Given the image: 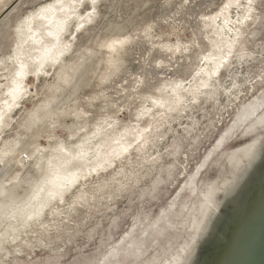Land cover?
Listing matches in <instances>:
<instances>
[{"label":"rangeland","instance_id":"374dc122","mask_svg":"<svg viewBox=\"0 0 264 264\" xmlns=\"http://www.w3.org/2000/svg\"><path fill=\"white\" fill-rule=\"evenodd\" d=\"M50 1L0 0V106L16 74V29ZM97 1L96 10L82 7L91 18L68 42L62 67L32 69L28 93L0 122L1 202L26 204L57 149L105 127L126 133L151 124L149 144L89 175L39 218L5 219L0 264H159L183 244L200 192L251 123L234 128L236 118L264 98V0H255L244 58L197 101L188 96L169 117L156 113V123L143 112L168 86L194 82L212 51L206 17L228 0Z\"/></svg>","mask_w":264,"mask_h":264},{"label":"bare ground","instance_id":"6f19581e","mask_svg":"<svg viewBox=\"0 0 264 264\" xmlns=\"http://www.w3.org/2000/svg\"><path fill=\"white\" fill-rule=\"evenodd\" d=\"M224 4L218 12L206 17L213 35L210 40L212 51H209L210 55H204L203 67L195 76L194 82L190 81L189 84L185 81L176 82L167 87L170 91L165 98L163 96L160 97L163 99H152L153 106L142 114L145 118L149 117L150 122L151 120L158 122L156 113L161 114L160 117H169L180 108H184L188 96L197 101L214 86L216 77L223 69L229 68L233 59L242 56L244 58L245 48L242 39L248 23L254 19L255 0H251V4L249 0H228ZM85 5L93 6L96 10L98 1L93 4V0H52L35 9L18 26L16 33L19 41L13 60L16 74L8 87L4 103L0 106L1 123L4 124L7 114L28 93L29 82L26 79L31 75L32 69L37 74L46 72L47 68L51 70L57 64L62 67L61 62L69 46L68 42L91 18L89 15L91 9L87 11L88 15L81 11ZM234 13L237 14L236 17ZM115 42L109 45L110 49H115ZM153 108L157 109V112H152ZM263 113L264 98H258L245 106L239 116L237 115L234 128L243 121H254ZM150 126L151 124L148 127H132L131 132L126 133L115 131L109 133V130L105 131L107 129L105 127L99 130L98 135L86 139L76 147L57 149L52 158L48 159L45 179L36 186L26 204L11 209V206H6L0 199V249L7 243L1 231L5 219L10 215L12 219L17 216H26L27 219L39 218L49 206L64 201L66 194L89 175L113 167L118 159L130 156L132 151H145L153 133V130L148 131ZM96 137L98 139L95 142ZM225 142L223 138L215 151ZM204 191L200 192L198 207L187 223L183 244L189 239ZM7 210H10L9 213ZM121 250L126 249H118ZM176 251L171 252L169 256ZM170 257L166 256L159 264H164Z\"/></svg>","mask_w":264,"mask_h":264},{"label":"water","instance_id":"95a60500","mask_svg":"<svg viewBox=\"0 0 264 264\" xmlns=\"http://www.w3.org/2000/svg\"><path fill=\"white\" fill-rule=\"evenodd\" d=\"M164 264H264V113L208 180L189 239Z\"/></svg>","mask_w":264,"mask_h":264},{"label":"built area","instance_id":"2783aa9c","mask_svg":"<svg viewBox=\"0 0 264 264\" xmlns=\"http://www.w3.org/2000/svg\"><path fill=\"white\" fill-rule=\"evenodd\" d=\"M22 159H23V160H27V159H28L27 154H23Z\"/></svg>","mask_w":264,"mask_h":264},{"label":"snow or ice","instance_id":"6c2138e0","mask_svg":"<svg viewBox=\"0 0 264 264\" xmlns=\"http://www.w3.org/2000/svg\"><path fill=\"white\" fill-rule=\"evenodd\" d=\"M96 0H93V4H95ZM249 4H251V0H249Z\"/></svg>","mask_w":264,"mask_h":264}]
</instances>
